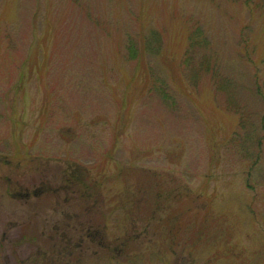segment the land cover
Listing matches in <instances>:
<instances>
[{
    "label": "rangeland",
    "instance_id": "rangeland-1",
    "mask_svg": "<svg viewBox=\"0 0 264 264\" xmlns=\"http://www.w3.org/2000/svg\"><path fill=\"white\" fill-rule=\"evenodd\" d=\"M0 264H264V0H0Z\"/></svg>",
    "mask_w": 264,
    "mask_h": 264
}]
</instances>
